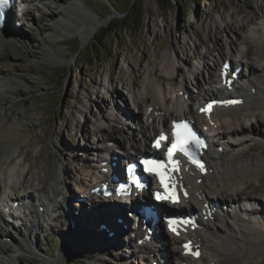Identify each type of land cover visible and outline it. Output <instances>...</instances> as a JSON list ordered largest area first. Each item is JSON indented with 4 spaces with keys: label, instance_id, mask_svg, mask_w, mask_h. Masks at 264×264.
<instances>
[{
    "label": "rangeland",
    "instance_id": "rangeland-1",
    "mask_svg": "<svg viewBox=\"0 0 264 264\" xmlns=\"http://www.w3.org/2000/svg\"><path fill=\"white\" fill-rule=\"evenodd\" d=\"M147 1L28 2L29 10L25 14L24 22H21L22 25H16L15 22L14 26L16 33H21L27 43L22 41L6 47L0 53V70L4 77H10L14 81L15 87L14 94L4 93V89L0 88V102L9 100L11 103L7 107V113H16L14 116L20 121L19 131L10 139H4L3 146L8 143L16 151L14 160L24 170L21 187L26 189L42 178L49 186H53L55 195L62 193V188L67 191L64 192L67 197L74 195L77 188L74 179L83 168L81 159L86 162L91 160L90 153L86 152L85 156L78 155L76 149L83 148L86 143L85 147L89 151L88 145L92 139L98 141L99 137L94 133V127L103 123L105 113H113L108 88L114 85L117 94L125 96L131 84L134 83L139 89L151 80L158 81L173 94L172 90H175L181 79L193 81L191 69L197 68L201 78V69L208 67L206 62H214L217 56L215 43L218 41V44L225 46L228 35H232L227 34V23L236 24L239 20L244 23L245 26L236 35H242L244 39H256L253 60L250 62L263 66L259 55L264 56V9L259 11L257 6L261 0H172L167 6L161 0L164 9L160 7L159 0H153L154 10L151 13L147 11ZM131 2L136 3V6L132 9L129 23L135 26L136 18L139 14L142 15L140 31L131 38L130 31L123 28L116 35H108L103 41L104 45L96 42L95 37L112 18L124 17L115 5L125 8ZM94 22H99V27L85 42L81 34ZM233 37L237 39L236 36ZM236 41L232 53L237 57L246 46L242 39ZM26 44L27 48L24 49ZM244 60L247 64L248 60ZM172 65L174 66L170 67ZM111 78L114 83L108 82ZM261 86L264 90V81ZM13 95H16L14 99ZM14 108L17 111L13 113ZM256 112L261 120L252 118V121L258 131H253L248 120H244L249 127L248 135L234 140L237 143L243 139L245 141L239 142L240 145L228 143L225 154L218 161L230 156V159L236 158V164L249 166L236 191L241 197L251 194L252 197L264 199V91ZM246 113L249 114V111ZM3 114L4 111L0 113V120ZM78 119H82V122H78ZM239 123L234 121L226 124L223 130L239 127ZM69 146L72 148L69 149ZM257 157L261 164H258V168L252 166ZM56 167H60L62 171L58 181L54 179ZM242 204L245 205V202ZM66 205L59 210V217L45 215L40 224L32 228V232L29 231L32 226L30 219L26 221L29 230L24 225L20 234L11 236L7 231L10 236L7 234L6 239L0 238V244L10 251L6 255L0 254V264H12V257L19 258L16 264H54V260L68 249L69 255L62 264H121L125 259L129 264H139L137 258H128L123 249L115 251L112 248L108 253V249H101L99 242L90 246L92 250L83 247L74 251L72 249L71 252L70 247L79 244L83 237L73 240L78 236L68 227L73 214L68 219L67 214L62 213L64 209L65 212L68 208L72 212L74 209L69 201ZM249 206L258 207V203ZM244 215L248 221L255 219L249 212ZM77 216L75 214L71 218L78 219L80 216ZM235 218L236 215L229 221L237 226L238 221ZM253 223L264 231V224H257L255 221ZM87 228L89 227L79 231L87 234ZM21 233L26 236L23 237ZM210 234H207L208 237H212ZM25 240L33 241L34 246L27 247ZM214 240L211 246L216 245ZM209 254L211 255L207 250L206 258L203 259L206 264L211 262ZM263 258L264 250L254 264H264L261 261Z\"/></svg>",
    "mask_w": 264,
    "mask_h": 264
},
{
    "label": "bare ground",
    "instance_id": "bare-ground-1",
    "mask_svg": "<svg viewBox=\"0 0 264 264\" xmlns=\"http://www.w3.org/2000/svg\"><path fill=\"white\" fill-rule=\"evenodd\" d=\"M25 1L29 2L30 0H25ZM152 2L153 0L147 1V11L149 13L153 12L154 10ZM257 6L259 11L263 10L264 0H261V2L258 3ZM21 20H20V24L22 25ZM14 26L15 24L12 23V21H9L8 24L6 25L7 30L6 31L0 30V49H1L0 53H2L6 47L9 48L10 46L20 44L22 41L27 43L26 40L23 39V35L21 33H16ZM244 26L245 25L244 23L241 22V20L236 21V24L227 23V25L225 26L226 30H228L227 34H232V35L231 36L228 35L227 38L228 45L226 44L227 46L218 44L219 43L218 41L217 43H215V46L217 47L216 48L217 56H215V60L213 63H209L208 61L206 62L208 64V67L206 68L208 69L206 70V76L203 75L205 84L202 82V80H200L199 71L191 69L195 81H197V83L199 84V88L201 90V95H202L201 98H206L207 96H210L212 92L215 93V89L216 87H218V84L216 83V77L218 76L217 71L219 69V65H221V60L223 61L225 58L234 56L232 52L234 51V46L235 43L237 42L236 41L237 39L238 40L242 39V41H244L246 47H245V51L243 52V57L248 60L247 64L245 63V67H247L246 71L247 73L249 71V73L255 76L254 79H252L250 82L249 91L245 90L244 92V96H245L244 103L240 105H236L234 107L217 109L213 114V118L214 117L218 118L222 126L229 123L231 124L232 122L234 123V121H237L238 123L241 122V124L239 123L241 125L240 127L237 126H235L236 128L232 127L230 128L229 131L230 133H233V136L236 135L242 137L243 135H246L245 133L249 132L248 131L249 127H251L253 131H258L254 122L252 121V118L261 120L256 110L258 109V104H260L262 93L264 91L261 86V83H263L264 81V64L261 67L250 62L251 60H253V55H254L253 53H254V47L256 45V39L253 38L249 39V37L244 39L242 35H236L237 32H239V30H242ZM98 27H99V22H94L87 30L83 31L81 36L84 38L85 42H87L91 38V36L95 32V29ZM233 36H236L237 39L235 40ZM27 45L28 44L24 45L23 48L26 49ZM263 52H264V48L262 50V53ZM259 58H260L259 61H262V63H264V56L259 55ZM1 59L2 58L0 57V60ZM168 63H170V61ZM238 63L241 64L242 61H238ZM173 66L174 65L170 67ZM168 67L169 66H167L166 69L167 71H168ZM200 74H203V71H201ZM110 81L111 83L112 82L114 83V80L112 78L111 80H109V83ZM13 82L14 81H12L10 77H4L3 73L0 70V88L2 90L4 89V93L14 94L13 89H15V87L13 86ZM187 84L188 83L186 82V80L180 81L178 85L179 90L181 89L183 90L184 89L183 85L187 87ZM111 87L113 90H115L114 85H112ZM132 89L135 96H137L139 100V105L142 108V112L146 116V120L148 122V124H146V123H142L140 119L138 120L140 127L139 133L141 134V137L138 139L136 135L133 134L132 127L130 128L129 126L125 128L124 125L120 124V121L118 119L114 121L113 119L108 117L105 120L106 122L105 124L104 123L97 124L95 128V130H97L99 133V138L102 137L103 142L99 143L100 142L99 141L97 143L95 140H92L88 146L95 147L97 151L102 153L105 152L106 154H108L109 151L105 146V142H106L105 138L107 137L116 138L118 136L124 135L128 139H131V146L129 151H131L132 153H139L144 150H147L148 147L146 145V141L149 140V138L153 134L155 135L158 133V128L165 126L166 124H169L172 119L181 118L186 115L196 119H202V117L199 114H197L191 107H189L190 109H188L187 105L189 102L186 99H184L183 96L179 95L178 91L174 92L173 94H170L168 92V89H166V87H164L158 81L149 80L139 89L135 84H133V86L131 87V91ZM194 91L196 92L195 89H193V92ZM114 92L117 93V90ZM217 92H220V90H218ZM16 95H13L14 97L12 99H14ZM10 103L11 102L9 100L0 102V113L4 111V114L0 120V145H1L0 146V203L1 201L4 200L3 197L13 195L16 193L17 190L18 191L20 190L19 192H25L28 198L32 199L33 208H35V211L38 208H40V206H45L46 209L52 207L54 208V211L59 210L61 208H65L64 206L68 203V201L70 204V200H68V197L64 195V192L67 191H64L63 188L61 189L62 195H60L61 193L58 194V196L61 197L62 200L59 199L58 197H55V200H53L54 198L51 197V191L53 190V186H49L46 182L41 180L42 178L41 179L39 178L38 183L29 185L26 189L21 187L22 184L20 186L21 178L24 173V170L20 167L19 162H16L14 160L16 151L10 148L8 143L5 144V146H3L5 143L4 139L6 138L10 139V137L15 135L20 129V121L14 116L16 113L14 115H11V113L10 114L7 113V107L9 106ZM151 107L152 109L150 110ZM16 111L17 108L12 109L13 113ZM124 111L126 110L122 108L120 112L126 115V112ZM246 111H249V114H247ZM15 118L17 120H15ZM244 120H248V123L250 124V125L248 124L249 127H247L246 123H244L245 122ZM78 122L81 123L82 119H78ZM106 125H108L109 128H111L112 130L109 131ZM221 134L222 136H224L225 131H223ZM70 148L72 147L69 146V149ZM123 151L124 150H122V152ZM208 157L210 160L209 166L212 172H209L207 175H205L200 183H198L195 180L196 171H194V173L192 174L189 173L185 174V179L189 181L194 193L191 195L189 200L184 199V201L185 202L188 201L189 204H191L193 202L192 199H194L196 204L200 207H204V204L208 202L210 206H212V208H214L215 206L214 204L215 201H218L223 205L228 203L237 204L236 205L237 208L235 209L237 211L236 214L237 218L235 219H237L238 222L236 223L237 226H235L233 225L232 221L227 220V217L223 216L224 214L217 213L215 214L213 220L211 219L202 220L201 230L191 232L190 236L196 238L197 243L201 244V248L202 250H205V253L207 250L209 251V253H211V255L209 254L211 256L210 257L211 262L209 264H254L255 259L260 255V253L262 254V251L264 250V231L261 230V228H259L258 226H256L255 223H253V221H255L257 222V224L258 223L264 224V199L262 197H257V196L252 197L251 194L245 196L243 195L241 197L240 193L236 191V189L238 188V184L241 183V181L244 179L243 174L248 171L247 169L249 166H245L244 164L242 165V163L241 165L240 163L236 164L238 162L235 161L236 158L230 159L231 158L230 156L229 158L225 157L223 160L219 162L216 161V159L211 155V153H208ZM255 160H256L255 162L254 161L252 162V166L258 168V164L261 165L258 162V157L255 158ZM102 161L103 160L100 157H97V162H95L96 164L93 163L95 170L99 171L102 168L101 165ZM90 165H92V163H89L88 166L85 167L88 168ZM56 168L57 169L54 174L55 177L54 179L58 181L60 178V172L62 171L60 167H56ZM98 177L99 175H96L95 177L92 178V180H90L89 183L91 184L92 181L95 182ZM81 184H85V180H83L82 178L79 179V185ZM8 190H12V191L11 194L6 196ZM34 193L38 194L39 196L37 197V195ZM242 198H244L248 202L258 203V207L250 211L248 208H246V206L240 203V200ZM194 207L196 208L195 205ZM176 208L183 209L184 206L183 204L177 205ZM238 208L240 210H238ZM83 210L85 209L83 208ZM239 211H241L242 214L250 211L249 213H251V217H253L254 215L255 219L248 221L244 219L240 213H238ZM97 212L98 209L96 210L94 209V211H89V212H87L86 210L80 211L74 209V212H72L70 211L69 208L66 210V212H64V215L67 214L68 219L70 217V214L71 215L78 214V216H80V217L77 216L78 219L74 218L73 220V218H71L73 217L72 215L69 219V223L70 221L74 222L75 224L74 231L78 235V236L76 235L77 238H74L73 240L79 239L81 236L83 237L82 239L79 240V244L70 247L71 252L72 249L74 251L75 249L78 250V249H82L83 247H85L87 250H92V247L90 246L92 244L97 245V243L99 242L101 249L105 251L108 249V253L109 251H112L111 250L112 247H117V246L120 247V244H122L133 254L135 253L134 252L135 248H140L145 252L151 254L152 251L147 243L142 245L138 244L139 243L138 239L140 237H138L137 240H133L131 238L132 234L135 232L134 229L131 231V236L130 233L126 234V238L128 236L130 237L129 241L127 240L128 238L125 240L124 238L120 237L119 233L123 232V230H121L123 224L118 223L116 220L113 219L117 215H113V217L111 216L112 218L109 217L110 219H108L105 216H98ZM118 215L121 216L122 218H125L126 220H129L128 216L125 213ZM228 217L232 218L230 213ZM32 218H33L32 226L33 227L38 226L42 218L41 213L34 212ZM103 223L106 224V226L109 227L110 230L114 231V233L117 236L109 238L108 232L105 229L100 228V226ZM86 227L89 228H87L88 229V231L86 232L87 234H84L81 231H83L82 229L84 228L86 229ZM32 228L31 230L29 229L28 230L32 232L33 230ZM6 232H7L6 229L0 223V238L7 237ZM210 233H212L213 236ZM73 234L75 235V233ZM207 234H210L212 237H208ZM161 236L162 237L165 236L164 239L166 241L165 242L166 245L164 246L165 250L160 249V252L163 255H166L167 259L168 258L171 259L172 264H183V261H185L186 258L190 261V264H196L194 263L195 261H193V259L184 257L181 254L182 251L181 248L177 249L176 245L178 244L179 241L177 237L168 235L166 232L165 233L162 232ZM213 240L216 241L217 243L215 242L216 245L211 246L214 243L212 242ZM25 244H27L26 245L27 247L31 248L32 246H34L35 243L31 240L30 241L25 240ZM108 244L110 245V247ZM102 245H104V248ZM19 246L23 247V245L21 244ZM125 248L122 247L120 249L126 251ZM7 251L10 250L0 244V254L6 255ZM105 253L106 252H103V254ZM68 255H69V249L64 250V253H61L54 260V264L64 263ZM143 257L145 258L149 256L143 255ZM18 259L19 258L17 257L16 258L12 257L11 258L12 264L18 263ZM152 259L153 258H150L151 262ZM199 260H201L202 264H206V262L203 261V257H201ZM1 261L2 260L0 259V262ZM125 261H127V259H125ZM125 261H121V262H125ZM261 261L264 262V258ZM144 263L145 262L142 261V264Z\"/></svg>",
    "mask_w": 264,
    "mask_h": 264
},
{
    "label": "snow or ice",
    "instance_id": "snow-or-ice-1",
    "mask_svg": "<svg viewBox=\"0 0 264 264\" xmlns=\"http://www.w3.org/2000/svg\"><path fill=\"white\" fill-rule=\"evenodd\" d=\"M8 6V0H0V16L3 15L4 9ZM228 68V65H224V72L226 73ZM222 103L225 104H234L237 103V101H223ZM212 108V104H209L207 109H202V111H208ZM173 136L175 139L172 141L171 146L167 149V156H168V163L172 165L173 170H176V166L178 164L177 161L173 160V152L174 150L179 151H186V145L194 143L199 145L200 141L199 138L196 137L195 133L191 131V129L188 128L187 122H174L173 125ZM167 137L165 135H161L159 139L157 140L155 147L159 148L161 146L160 142L166 140ZM141 163L145 166V171H155L157 175L161 177V183L164 182V174L167 172V166L165 165V162L163 161H156V160H143ZM163 169V171H161ZM137 183V186H139V183ZM158 199H163L165 197L157 196ZM171 226V222H170ZM175 230V229H173ZM185 249L189 250V245H185ZM194 255H199V252L192 253Z\"/></svg>",
    "mask_w": 264,
    "mask_h": 264
},
{
    "label": "trees",
    "instance_id": "trees-1",
    "mask_svg": "<svg viewBox=\"0 0 264 264\" xmlns=\"http://www.w3.org/2000/svg\"><path fill=\"white\" fill-rule=\"evenodd\" d=\"M172 0H164V4L170 5ZM160 7L164 9V4L161 5V0H159ZM116 8L124 14V17L121 19H114L112 18L108 24L104 27L103 30L99 31V35L95 37V41L98 42L100 45H104L103 41L105 38L110 35H116L121 29H128L130 31V37L133 38L135 33L139 32L142 28V15L136 18V25L133 26L129 23V19L132 18V9L135 8L136 3H129L125 8H120L118 5H115ZM134 34V35H133Z\"/></svg>",
    "mask_w": 264,
    "mask_h": 264
},
{
    "label": "clouds",
    "instance_id": "clouds-1",
    "mask_svg": "<svg viewBox=\"0 0 264 264\" xmlns=\"http://www.w3.org/2000/svg\"><path fill=\"white\" fill-rule=\"evenodd\" d=\"M245 51V49H242L241 50V55L237 56V59H243V52Z\"/></svg>",
    "mask_w": 264,
    "mask_h": 264
}]
</instances>
